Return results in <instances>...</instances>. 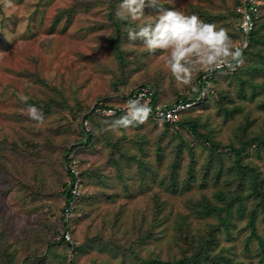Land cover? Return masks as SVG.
Returning a JSON list of instances; mask_svg holds the SVG:
<instances>
[{
  "label": "rangeland",
  "instance_id": "obj_1",
  "mask_svg": "<svg viewBox=\"0 0 264 264\" xmlns=\"http://www.w3.org/2000/svg\"><path fill=\"white\" fill-rule=\"evenodd\" d=\"M260 1L243 64L213 77L185 118L194 125L167 127L154 108L189 95L202 72L175 81L166 51L127 39L119 0H0V264H264L248 225L255 213L264 237ZM240 2L162 0L234 43ZM147 87L148 120L109 129Z\"/></svg>",
  "mask_w": 264,
  "mask_h": 264
},
{
  "label": "clouds",
  "instance_id": "obj_2",
  "mask_svg": "<svg viewBox=\"0 0 264 264\" xmlns=\"http://www.w3.org/2000/svg\"><path fill=\"white\" fill-rule=\"evenodd\" d=\"M146 8L153 9L154 14H146ZM114 15L131 23L127 29L129 41H141L150 54L157 50L167 52L164 63L174 80L182 85H192L199 72L232 69L244 62L246 43L234 44L226 28L205 22L195 13L165 8L162 0H119ZM19 98L23 102L29 99L23 94ZM26 111L30 119L43 122V113L36 105L28 104ZM151 112L150 103L141 94L126 101L124 114L112 120L108 128L119 135L120 129L144 124Z\"/></svg>",
  "mask_w": 264,
  "mask_h": 264
},
{
  "label": "built area",
  "instance_id": "obj_3",
  "mask_svg": "<svg viewBox=\"0 0 264 264\" xmlns=\"http://www.w3.org/2000/svg\"><path fill=\"white\" fill-rule=\"evenodd\" d=\"M237 13L239 15V38L234 44L242 45L246 43V47L243 48V53L250 47L252 42L253 32L256 27V23L259 19L261 13V1L260 0H241L237 7ZM248 29V30H246ZM242 65V64H241ZM239 65V66H241ZM239 66H234V68H221L213 72H202L197 80L196 89L197 95L190 96L186 99H179L176 102L168 106H157L154 108L155 117L162 121H167L170 123H175L180 120L184 111L194 108L195 106L202 103L209 94V88L211 86V81L213 77L224 71L234 72ZM143 94V99H150L152 91L147 88H142L135 94V96H140ZM71 235L69 232L66 234V238L70 239Z\"/></svg>",
  "mask_w": 264,
  "mask_h": 264
},
{
  "label": "trees",
  "instance_id": "obj_4",
  "mask_svg": "<svg viewBox=\"0 0 264 264\" xmlns=\"http://www.w3.org/2000/svg\"><path fill=\"white\" fill-rule=\"evenodd\" d=\"M115 26L117 27V28H119L120 26H121V23L119 22H117L116 24H115ZM257 26H258V21H257V23H256V27H255V30H254V32H253V35H254V33H255V31H256V29H257ZM252 44H253V36H252V42H251V45H250V47L248 48V49H250L251 48V46H252ZM247 49V50H248ZM246 50V51H247ZM245 51V52H246ZM225 72V71H224ZM219 73H221V72H219ZM218 74V73H217ZM216 74V75H217ZM197 95V89H196V85H195V88L193 89V91L189 94V95H183V96H181L179 99H186V98H188V97H190V96H196ZM179 99H177V100H179ZM176 100V101H177ZM175 101V102H176ZM206 101V100H205ZM205 101L204 102H202V103H200L199 105H197V106H195L194 108H191V109H189V110H186V111H184V113L182 114V116H181V118H180V120H178L177 122H175V123H170V122H167V121H165V125L167 126V127H169V126H173V125H175V124H179V125H182V126H184L185 124H187V125H194V123H192V122H189L188 120H185V118H186V116L188 115V114H190L191 113V111H193L194 109H196V108H199V107H201L204 103H205ZM174 103V102H173ZM153 106H155V105H153ZM89 135V134H88ZM84 137H86L85 135H84ZM65 159H66V161L67 162H72V159H68L67 157H65ZM74 175V174H73ZM76 182V179L74 180L73 179V184ZM67 193H66V195H67V203H70L71 202V200L73 199V195H71V193H70V191H66ZM215 210H217V208H215ZM227 211L228 213H230L232 210H233V207L230 205V206H228L227 208H220V211ZM253 217H251L250 218V220H249V222H248V225L250 226V228H251V236L252 237H255L258 241H259V243L261 244V245H264V237L262 236V235H260V233H259V230H258V228H257V223H256V218H255V213H253V215H252ZM227 221L225 220V222H224V225L226 226V228L228 229V226H229V224L228 223H226Z\"/></svg>",
  "mask_w": 264,
  "mask_h": 264
}]
</instances>
